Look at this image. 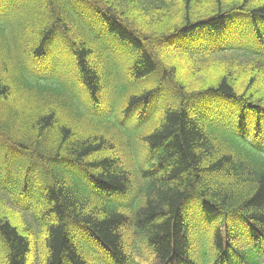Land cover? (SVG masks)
<instances>
[{
	"label": "trees",
	"instance_id": "obj_1",
	"mask_svg": "<svg viewBox=\"0 0 264 264\" xmlns=\"http://www.w3.org/2000/svg\"><path fill=\"white\" fill-rule=\"evenodd\" d=\"M0 186V264H264V0H0Z\"/></svg>",
	"mask_w": 264,
	"mask_h": 264
},
{
	"label": "rangeland",
	"instance_id": "obj_2",
	"mask_svg": "<svg viewBox=\"0 0 264 264\" xmlns=\"http://www.w3.org/2000/svg\"><path fill=\"white\" fill-rule=\"evenodd\" d=\"M53 52V62H56V63H60V64H72V62L74 61L73 59V55L71 54L70 52V49L65 45V44H59L58 46L55 47V49L52 51ZM183 63V62H181ZM176 66L179 65V64H175ZM181 66V65H179ZM188 66V65H187ZM187 66L185 67H181L179 68L178 66V70H177V76L180 78V79H184L185 75L187 74L186 73V70L185 68H187ZM72 71V70H71ZM211 74L210 75H213V76H216V77H219L220 76V72H216V71H213V72H210ZM113 79H116V76L114 75ZM204 79L206 81H209V80H214L215 78L214 77H204ZM22 156L15 153V151H10L8 152V155H7V158L9 161H17V159H20ZM0 189H1V186H0ZM7 199L10 201H13L10 197V195L7 194ZM10 206H13V204H8ZM30 217V216H29Z\"/></svg>",
	"mask_w": 264,
	"mask_h": 264
}]
</instances>
